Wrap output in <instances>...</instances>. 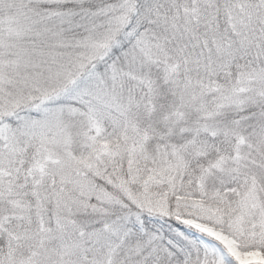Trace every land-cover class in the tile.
Masks as SVG:
<instances>
[{
    "label": "snow or ice",
    "instance_id": "6c2138e0",
    "mask_svg": "<svg viewBox=\"0 0 264 264\" xmlns=\"http://www.w3.org/2000/svg\"><path fill=\"white\" fill-rule=\"evenodd\" d=\"M0 264H264V0H0Z\"/></svg>",
    "mask_w": 264,
    "mask_h": 264
}]
</instances>
